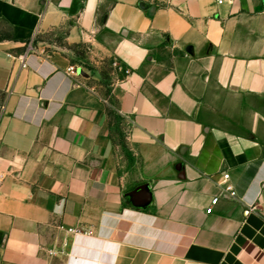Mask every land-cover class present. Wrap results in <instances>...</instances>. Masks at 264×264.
<instances>
[{
    "label": "crops",
    "instance_id": "0c3cea01",
    "mask_svg": "<svg viewBox=\"0 0 264 264\" xmlns=\"http://www.w3.org/2000/svg\"><path fill=\"white\" fill-rule=\"evenodd\" d=\"M0 264H264V0H0Z\"/></svg>",
    "mask_w": 264,
    "mask_h": 264
},
{
    "label": "rangeland",
    "instance_id": "374dc122",
    "mask_svg": "<svg viewBox=\"0 0 264 264\" xmlns=\"http://www.w3.org/2000/svg\"><path fill=\"white\" fill-rule=\"evenodd\" d=\"M45 38V36H44ZM46 41L53 43L54 45L64 46V34L61 31H56L46 35ZM75 53L79 55L85 54V48H74ZM97 62H89L80 58L74 57L73 66L76 71H79V75L82 76L83 81L91 87L99 89L106 97L111 93L112 86L116 81L121 79L124 75L128 74L129 69L122 65L117 59L111 57L99 58ZM122 117L118 114L113 115V121L116 123V135L118 141L124 139V131L119 125Z\"/></svg>",
    "mask_w": 264,
    "mask_h": 264
},
{
    "label": "built area",
    "instance_id": "2783aa9c",
    "mask_svg": "<svg viewBox=\"0 0 264 264\" xmlns=\"http://www.w3.org/2000/svg\"><path fill=\"white\" fill-rule=\"evenodd\" d=\"M68 70L74 71L73 66H69ZM220 186H221L222 191L225 192L226 194H228L229 196H235L236 195V191L234 189V186L229 181V174L228 173L223 174V181L221 182ZM217 202H218V196H213L211 198L209 206L206 208V213L212 212L213 206Z\"/></svg>",
    "mask_w": 264,
    "mask_h": 264
}]
</instances>
